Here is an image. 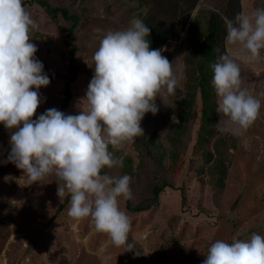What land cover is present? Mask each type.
<instances>
[{
  "label": "rangeland",
  "instance_id": "374dc122",
  "mask_svg": "<svg viewBox=\"0 0 264 264\" xmlns=\"http://www.w3.org/2000/svg\"><path fill=\"white\" fill-rule=\"evenodd\" d=\"M41 1L65 7L78 21L70 32L72 21L60 12L52 19L35 0H23L38 25L29 34L30 42L36 45L35 56L50 79L47 87L39 89L42 102L33 119L50 108L60 110L66 84L70 99L65 112L76 115L93 77L92 56L99 40L108 30L130 27L143 10L136 0ZM226 2L198 1L180 39L163 46L162 55L185 77L176 95L162 97L163 102L156 98L159 111L146 113L141 121L144 136L119 150L109 149L123 166L105 167L102 172L131 177V207L149 203L153 185L167 184L146 211H128L119 200L132 222L131 251L113 246L87 219L69 218L70 196L58 198L55 176L29 187L22 170L3 163L10 152V133L0 124V264H202L216 240L231 243L253 233L264 235V98H260L258 118L242 137L219 132L218 113L213 125L203 129L199 89L191 116L186 122L178 117L179 101L188 98L189 86L196 87V70L186 79L194 68L189 58L199 57L197 40L204 35L207 18L211 12L222 16ZM239 3L242 13L264 8V0ZM65 42L76 47L73 70L68 68ZM240 68L242 88L253 95L264 91V62L240 63Z\"/></svg>",
  "mask_w": 264,
  "mask_h": 264
},
{
  "label": "clouds",
  "instance_id": "9594fccd",
  "mask_svg": "<svg viewBox=\"0 0 264 264\" xmlns=\"http://www.w3.org/2000/svg\"><path fill=\"white\" fill-rule=\"evenodd\" d=\"M224 23L226 51L211 65L220 115L216 126L221 133L242 137L258 118L264 98V91L253 95L241 87L240 68V63L262 58L264 8L238 13ZM37 27L23 0H0V124L10 133L3 163L22 170L29 187L55 176L58 198L70 196L69 218L87 219L113 246L131 251L132 222L119 206L121 198H132L131 177L101 172L123 166L110 147L119 150L144 136L140 125L145 114H157V97L163 102L162 97L176 95L184 74L162 55L164 48L150 49V29L136 18L130 27L108 30L99 40L78 114L50 108L33 119L42 102L39 89L50 83L30 42ZM204 256L202 264H264V235L253 233L231 243L216 240Z\"/></svg>",
  "mask_w": 264,
  "mask_h": 264
},
{
  "label": "trees",
  "instance_id": "16d2710c",
  "mask_svg": "<svg viewBox=\"0 0 264 264\" xmlns=\"http://www.w3.org/2000/svg\"><path fill=\"white\" fill-rule=\"evenodd\" d=\"M40 6H42L48 15L54 19L58 12L61 13L64 19L72 21L69 31L71 32L75 28V24L78 21V16L75 14H68V10L65 7H51L44 1L35 0ZM138 7H141L143 11H140L138 18L141 19L146 26L150 29V34L147 39L150 42V49H161L163 46L171 41L177 42L183 30L187 24L190 14L196 8L199 0H136ZM242 13V7L239 0H227L225 5L224 14L221 16L216 12H211L207 18L204 35L197 40L199 49V57L194 60L189 58V62L194 66L192 71H189L188 75L195 71L193 79L195 80L196 87L189 86V93L187 99L180 100L182 110L178 111V117L181 122H186L187 118L191 116L193 110V101L195 98L196 90L199 89L201 98V122L203 129L213 125L215 115L217 116V97L215 91L211 85L213 71L211 65L216 62L217 57L224 53L225 50V37L226 26L224 23L225 18L233 19L235 15ZM189 27H187L188 30ZM65 45L68 49V68L73 70L74 54L76 47L68 42ZM262 53V52H261ZM262 57V56H261ZM263 57L260 59V63L263 64ZM194 63V64H193ZM68 84L65 85L64 90V102L65 104L60 108V111L65 112L66 104L70 99V93L68 91ZM177 125V124H176ZM201 125V128H202ZM180 126V125H179ZM181 127V126H180ZM202 141H200L201 143ZM101 174H106L101 172ZM167 184L162 183L160 185H153L151 188L152 197L149 203L130 206L129 200H123L124 205L128 211H146L149 209L150 204H155L159 193L165 188ZM66 201L59 204L58 210L63 209Z\"/></svg>",
  "mask_w": 264,
  "mask_h": 264
},
{
  "label": "built area",
  "instance_id": "2783aa9c",
  "mask_svg": "<svg viewBox=\"0 0 264 264\" xmlns=\"http://www.w3.org/2000/svg\"><path fill=\"white\" fill-rule=\"evenodd\" d=\"M262 57H263V59H262V61L264 62V50L262 51Z\"/></svg>",
  "mask_w": 264,
  "mask_h": 264
}]
</instances>
